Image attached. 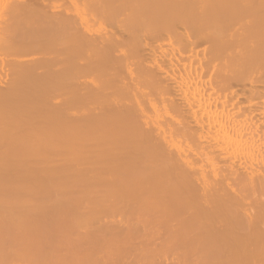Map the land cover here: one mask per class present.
I'll return each mask as SVG.
<instances>
[{
    "label": "bare ground",
    "instance_id": "bare-ground-1",
    "mask_svg": "<svg viewBox=\"0 0 264 264\" xmlns=\"http://www.w3.org/2000/svg\"><path fill=\"white\" fill-rule=\"evenodd\" d=\"M3 1L0 3V174L3 178L13 174L12 181L25 174L32 177L40 171H36L35 164L37 167L40 164L46 166L43 168L47 169L48 178L44 177L47 178L45 183L32 181L35 183L32 186L23 184L25 176L21 182L23 187L13 182L9 185L11 180L5 178L7 186L3 185L1 178L0 219L17 225V230L25 216L29 217L32 212L44 210L46 218H51L52 214L54 218L58 208L69 206L73 216L71 218L69 213L67 218L75 228L80 231L94 228L96 234L99 231L104 240L115 244L117 251L126 243L133 245L134 264H151L152 261L156 264L154 257L160 259V264H264V92H256L258 95L253 87L260 74L257 77L258 71L255 72L257 78L249 81L250 87L246 88L252 92L249 90L251 96L247 95L250 98L246 97L244 102L242 95V101L237 100L239 92L235 94L237 97L231 93L219 99L222 92L218 93L216 88L218 85L220 88V83L215 79L206 81V77L205 81L201 79L207 67L213 68L211 57L217 54H214L217 49L220 51L222 44L227 51L228 43L243 47L242 51L238 49L241 55L237 50L238 57L233 59L232 54V63H228L239 67L236 76L250 73V64L264 60L261 27L264 24L257 16V22L245 28L246 25L243 31L239 29L229 39V33H224L229 40L227 43L214 36L215 40L211 39L210 43L213 40L211 44L216 49L210 44H207L210 45L208 51L205 49L209 56L213 54L209 58L206 53L204 57L195 56L200 51H194L195 42H192L196 40L189 38L191 32H187V37L182 34L186 39L181 33L176 34L182 31L184 24L189 26L192 20L199 21L201 18L197 16L201 15L204 22L194 21L196 26L209 21L208 25H212L214 18L226 23L230 20L225 18L226 7L229 5L230 13L233 3L241 5V1L214 0L220 4L211 2L214 7L217 4L216 9L208 11L212 19L205 17L207 7L203 16L202 2L199 9L194 8L195 0H117L113 6L116 0H80L86 4L83 11L88 9L85 13L78 12L82 9L77 7L78 11L74 7L67 9L69 3L75 4L77 0L64 1L68 3L65 7L59 3L64 11L45 0H9L6 5L7 0L4 4ZM227 1H233L232 5ZM245 1L239 7L243 11L249 9L247 14L254 15L264 9V0ZM79 2L80 8L82 3L79 6ZM256 3H261L262 8L258 6L257 10ZM218 7L223 9L217 10ZM187 9L192 13L188 11L187 15ZM215 10L224 14L216 15ZM97 20H107L114 25L113 31H86L88 21ZM217 21L216 25L221 23ZM178 26L182 28L177 30ZM220 37L223 40L224 36ZM178 40L185 41L182 45L186 49L173 45L179 43ZM163 46L169 50L164 51ZM2 51L8 54L3 53V56ZM223 53L226 54L221 52V55ZM150 58L156 59L152 66L148 64ZM238 60L245 61L247 71L243 66L240 69ZM90 74L95 75V80L87 81L95 82L98 76L99 84L87 85L88 82L80 80ZM231 75L229 77L228 73V77L235 80L236 76ZM259 82L260 79L257 84ZM142 86L149 87L150 92ZM155 93L163 100L171 96L167 99L170 108L164 109L163 119L160 109H155L153 104ZM227 93L226 90L225 95ZM114 94L124 96V101L126 97L131 103L121 105L116 100L120 97H113ZM161 106L164 108V103ZM148 107L154 110L152 115ZM169 111L178 119L184 113L185 119L175 118L176 121L173 119L176 116L172 118ZM24 165H29L27 168L34 173H27ZM11 185L20 187L8 188ZM101 212L118 218L110 221L104 215L101 218L104 222L99 224L96 220L98 225L94 227L91 221ZM3 221L0 220V224ZM12 235L9 239L6 237L10 242L14 236V240L16 238ZM20 235L32 238L30 233L29 237L25 233ZM22 237L19 240L25 242L14 241L18 244L16 247L13 242L7 244L14 250L8 251L9 255L0 253V264L7 260L11 264L77 262L73 259L76 254L72 257L65 247L64 251L54 248L55 253L52 250L41 252L42 247L33 246L31 242L32 246L25 245L27 238ZM1 238L4 237L0 236L3 241ZM6 243L5 239V245H0L4 246L0 248L2 253L7 252ZM84 251L86 257L91 254Z\"/></svg>",
    "mask_w": 264,
    "mask_h": 264
},
{
    "label": "rangeland",
    "instance_id": "rangeland-1",
    "mask_svg": "<svg viewBox=\"0 0 264 264\" xmlns=\"http://www.w3.org/2000/svg\"><path fill=\"white\" fill-rule=\"evenodd\" d=\"M1 1L2 0H0V3H1ZM6 0H4L3 1V4H4V2H5ZM9 0H7L6 2H5V5L6 4H8L9 2H8ZM10 1H12V0H10ZM21 1H24V0H21ZM41 1V0H40ZM47 3H51L52 2V4L51 5H53V6H55V5H57V6H55V7H58V9H59V7H60V5H61V7L63 6V7H65V5L67 6V4L69 3L68 2V0H45ZM63 1V2H62ZM67 1L68 3H65V2ZM80 1V0H79ZM78 0H77V2H79ZM83 2H88V0H86V1H84V0H82ZM82 1H80L79 2V6H80V4L82 3V5H81V7L79 8L78 7V3L76 2L75 4H71V3H69L68 4V8L67 9H69L70 10V7H71V9L73 10V7H74V10L75 9H82V10H79L78 11V9H77V11L78 12H80V11H83L84 10V8H86V6L84 7V5H86L85 3H84V5H83V2ZM198 1H200L199 3H198ZM221 2H222V0H220ZM219 1V2H220ZM241 1V5L243 4L244 5V1L245 0H238V2H240ZM247 1V0H246ZM245 1V2H246ZM249 1V0H248ZM251 2H252V0H250ZM249 1V2H250ZM254 1H256V0H254ZM253 1V2H254ZM258 1V0H257ZM256 1V2H257ZM261 1V0H260ZM62 2V3H61ZM189 2H191V1H189ZM196 2V3H195ZM202 2V8H200V3ZM211 2H213L214 4L217 2V4H220L218 1H214V0H195L194 1V6H196V7H194L195 9H202V14H203V10H204V8L205 7H207L205 10H207L206 12L207 13H205V17H207L208 18V16H209V14H208V11L209 10H214V9H216L215 7H216V5H215V7L214 6H212L211 4ZM224 2V1H223ZM228 2V1H227ZM231 2V5H232V3H233V1H229L228 3H230ZM42 4L44 3V1H42L41 2ZM55 3V4H54ZM59 3H60V5H59ZM225 3V2H224ZM228 3H227V5H228ZM255 3V2H254ZM262 3V2H261ZM261 3H256V5H254L255 7H256V9L258 8V6H261ZM2 4V5H3ZM72 6H71V5ZM111 4V3H110ZM117 4V0L115 1V2H112V6L113 5H116ZM119 4V3H118ZM187 4V3H186ZM188 4H190V3H188ZM187 4V5H188ZM191 4H192V2H191ZM196 4H198V5H196ZM207 4V5H206ZM234 5H232L233 7H231V8H233L232 10H236V13H232V10L230 11V13H229V11H228V9L230 10V8H228L227 9V7L229 6H227L226 4V14H228L227 15V17L225 16V18L227 19H230V20H227V22L226 23H224V21H223V19H221V21L220 20H216L214 17V19H213V23H212V25H208L209 24V22L211 23V21H209L208 23L207 22H205L206 24L205 25H203L204 26V28H203V26H202V24H197V26L194 24V21L197 23H199V21L200 22H202L201 21V19H202V15L201 16H197V17H200L201 19L199 20V21H196V20H192V22H190V25L188 26V24H187V26H186V24H184V26H183V28L182 27H180V26H178V28H177V30H180L181 28H182V31L180 30V32H178L176 35H179L180 33V36H182V34H185L186 35V37H187V35L189 34V33H187V32H191L188 36H189V38L190 39H195L196 41H193L192 42V44L193 45H195V47H194V51L195 52H199L200 51V54H198V53H196V55L195 56H199V57H204V56H206V54L208 55V53H206L205 51L207 50L208 51V49H209V46L211 45L212 47L213 46H215V45H213V44H211V43H213V40H212V42L210 43V41H211V39H213L214 38V36H218L217 37V39L219 40V41H221V42H228L229 40V37H230V35L231 34H237V32L239 31V29H240V31H243L245 28H247L250 24H251V26H252V23H255V22H257L258 20L259 21H261L262 22V24H264V17H263V14L261 13L262 11L264 12V9L263 10H261V11H258L260 14H258V12H256L257 13V15H255L256 13L254 12V15H252L253 13L251 12L250 14H247V13H249L248 12V8H246V10L247 11H243V10H241L240 9V7L239 6H241V5H238L239 3H233ZM251 4V3H250ZM250 4H249V6H250ZM253 4V3H252ZM74 5V6H73ZM222 5V4H221ZM230 5V6H231ZM242 5V6H243ZM263 5V4H262ZM4 6V5H3ZM87 6H88V4H87ZM184 6H185V4H184ZM191 6V5H190ZM193 6V5H192ZM198 6V7H197ZM248 5H246V7H247ZM252 6V5H251ZM250 6V7H251ZM60 7V9L62 10V8ZM77 7V8H76ZM108 8L110 7V6H107ZM223 7V6H222ZM249 7V8H250ZM89 8V7H88ZM212 8V9H211ZM219 8L221 9V7H218V9L217 10H219ZM242 8V7H241ZM244 8V7H243ZM254 8V7H253ZM260 8H262V6L260 7ZM188 9H189V6H188ZM187 9V15H188V13L189 12H191L192 13V11H190V10H188ZM192 9V8H191ZM223 9V8H222ZM221 9V10H222ZM88 10V9H87ZM87 10H85L86 12H87ZM193 10V9H192ZM217 10H215L216 12H217ZM253 10V9H252ZM251 10V11H252ZM257 10H259V9H257ZM256 10V11H257ZM62 11H64V9L62 10ZM85 11H83L84 13H85ZM89 11H90V9H89ZM189 11V12H188ZM194 11H196V10H194ZM238 11V12H237ZM71 12V11H70ZM73 13L72 14H74V13H76L75 11H72ZM83 12H81V13H83ZM205 12V11H204ZM211 12V11H210ZM218 12H220V11H218ZM216 13V15L217 14H221V15H223L224 14V12H222V13ZM242 13V14H239V13ZM243 12H247L246 13V15H244L243 16V14H245V13H243ZM213 12H211V14H212ZM232 13V14H231ZM214 14V13H213ZM90 15V14H89ZM123 14L121 13V15L120 16H122ZM193 15V14H192ZM196 15V13L194 14V16ZM218 15V16H219ZM220 15V16H221ZM248 15V16H247ZM190 16H191V14H190ZM189 16V17H190ZM203 16H204V14H203ZM228 16H230V17H232V18H229ZM256 16H257V19H256ZM258 16H260V17H258ZM210 17V16H209ZM215 17H217V16H215ZM223 17V16H222ZM248 17H251V18H253V20L250 18H248ZM191 18V17H190ZM206 18V19H207ZM211 18V17H210ZM218 19H219V17H217ZM224 18V17H223ZM224 18V19H225ZM255 18V19H254ZM259 18H261V19H259ZM199 19V18H198ZM197 19V20H198ZM204 19V18H203ZM206 19H204V20H206ZM212 19V18H211ZM210 19V20H211ZM90 20V19H89ZM242 20H244V21H242ZM248 22V24H247V22ZM92 21V20H91ZM107 21V20H106ZM105 20H97L96 22H90V21H88V26H87V23H86V25L85 26H87V27H89L88 29H87V27H86V31H89L90 30V32L91 33H93L92 31H94V33H96V32H104L106 29L107 30H112L111 28H112V26H114V25H111L110 23H108V22H106ZM216 21L217 22H221L220 24L218 23V25H220V27H221V29H220V27L218 26V25H216L217 23H216ZM223 21V22H222ZM252 21V22H251ZM255 21V22H254ZM188 22V21H187ZM204 22V21H203ZM246 22V23H245ZM249 22H251V23H249ZM107 23V24H106ZM241 23H244V25L243 24H241ZM204 24V23H203ZM222 24V25H221ZM110 25V26H109ZM200 25V26H199ZM242 25H243V27H242ZM247 25V26H246ZM208 26V27H207ZM218 26V27H217ZM241 26V28H239ZM246 26V27H245ZM110 27V28H109ZM180 27V28H179ZM210 27V28H209ZM245 27V28H244ZM262 27V29L264 30V26L262 25L261 26ZM105 28V29H104ZM190 28H192L191 29V31H187V30H189ZM244 28V29H243ZM250 28H253V27H250ZM250 28H248V30L250 29ZM113 29H114V31H115V27H113ZM218 30H221V31H223V32H221V31H219L218 32ZM247 30V31H248ZM96 31V32H95ZM113 31V30H112ZM176 31V30H175ZM196 31V32H195ZM204 31V32H203ZM206 31V32H205ZM234 31H236V33L234 32ZM174 32V31H173ZM173 32H171V33H173ZM186 32V33H185ZM201 32H202V34L204 35H202L201 34ZM211 32V33H210ZM212 32H214V33H217V35L216 34H212ZM170 33V32H169ZM193 33L195 34V36L193 35ZM206 33H208L207 35H206ZM221 33H223V35H221ZM224 33H226V34H228L229 36L226 38L225 36L226 35H224ZM191 34H192V36H191ZM198 34H200V35H198ZM212 34V37L210 38L209 37V35H211ZM165 35V34H164ZM168 35V34H167ZM174 35V34H173ZM184 36V35H183ZM182 36V37H183ZM191 36V37H190ZM198 36H200V37H198ZM206 36H208V38L206 37ZM220 36H224L225 38H226V41H223V40H225V38L223 37L222 39L223 40H221L220 38ZM174 37H175V35H174ZM177 37V36H176ZM195 37V38H194ZM197 37H198V40H197ZM202 37V38H201ZM215 37V38H216ZM184 38V37H183ZM183 38H181V40L183 39ZM206 38V39H205ZM215 38H214V40H215ZM178 39H179V36H178ZM184 39H186V38H184ZM202 39V40H201ZM205 39V40H204ZM209 39V40H208ZM173 40H175V39H173ZM181 40H178V42L179 43H175V42H177V41H174V43L175 44H173L174 46H178L179 45V47L180 48H182V50H184L183 48H185V45H182V43L184 44V42H182ZM218 40H216L217 42H218ZM198 41V42H197ZM207 41H209V43H207ZM215 41V43H217ZM197 42V43H196ZM204 42V43H203ZM220 43V42H219ZM207 44H210L209 46L207 45ZM231 44L232 43H228V45H227V47H229L228 48V51H227V49L224 47L225 46V44H222L223 45V47L225 48V50H224V48L222 47V48H220V51H219V49H217L216 50V52H214V54H216V55H214L213 57H211L212 59H210V61L213 63V68L212 67H210L211 69H212V71H211V69L210 68H208L207 67V72H205V74H204V72L202 73L203 75H201V79L202 80H204V78H205V80L207 81H209V80H213V79H215V80H217L219 83H220V90L218 89V86H217V90L218 91H220V92H218L217 90H216V96H218L219 94L218 93H221L222 92V94L220 95V97H219V99H221V97H224V99H225V96H230L231 95V93H232V95H235L236 93L238 94V92L240 93V94H238L236 97H237V100L238 99H240V96H241V99H243V102H244V100L246 99V97H248V96H251V95H249V90H247V88H249L250 87V82H251V79L252 80H254L253 79V77L255 78L256 76L258 77V75H259V77H258V79H260V82L257 84V80H254V81H256L255 83L256 84H254V85H256V86H254L253 85V87H254V93H256V92H260V94H261V91H263L264 92V89H263V86H264V60L263 59H260L258 62L256 61V62H254V63H252L254 66H252V64H250L251 66L250 67H252V70H251V68H249V70L248 69H245L244 68V66L245 65H243L244 64V60H243V62L242 61H240V60H238V61H240V63L238 64V66H240V69H242V66H243V68L247 71H251L250 73H243V74H241V73H239V76H236V73H237V75H238V72H237V70H239V69H236V68H239V67H237V66H235L234 64V67H235V69H234V67H231L232 65H230V64H228V63H232V62H230V60L232 59V54H233V59L235 58V57H238V55H236L235 53H236V51L238 50V49H240L241 51H242V48H241V46L242 45H240V47H238V45H236L237 47H233L234 45L232 44V46H231ZM166 46V45H165ZM165 46H163L164 47V51H166V50H169L168 48H166ZM183 46V47H182ZM216 47V46H215ZM214 48V47H213ZM235 48V49H234ZM237 48V49H236ZM166 49V50H165ZM186 49V48H185ZM206 49V50H205ZM214 49H216V48H214ZM214 49H210V50H213V51H215ZM223 51H222V50ZM6 50V49H5ZM209 50V52H211ZM232 50V51H231ZM4 51V50H3ZM2 51V54L1 55H3V52ZM230 51V52H229ZM221 52H226V54L227 53H229V55H231V56H229L228 54L226 55L225 53H223V54H225V56L222 54L221 55ZM232 52V53H231ZM234 52V53H233ZM244 52V51H243ZM6 53V52H5ZM4 53V55L6 56L7 54H8V51H7V53L5 54ZM168 53V52H167ZM206 53V54H205ZM220 53V54H219ZM240 52H239V50L237 51V54H239ZM235 54V55H234ZM3 55V56H4ZM213 54H211L210 53V56H212ZM239 55H241V54H239ZM210 56L208 55V56H206V57H209L210 58ZM216 56V57H215ZM218 56H220V57H218ZM228 56V57H227ZM220 58V60L218 61V63L216 62L217 60H218V58ZM225 57V58H224ZM230 57V58H229ZM216 58V59H215ZM223 58V59H222ZM223 60V62H222V60ZM226 59V60H225ZM228 59V60H227ZM156 60V59H155ZM155 60L153 61V60H151V58L149 59V61H148V64L150 65V66H152L153 64L152 63H154L155 62ZM151 61H153V62H151ZM227 61V62H226ZM219 62H221V63H219ZM241 62H242V65H241ZM224 65H223V64ZM237 63V62H236ZM256 63V64H255ZM152 64V65H151ZM219 64V65H218ZM216 65H217V67H216ZM225 65H227V66H225ZM228 65H229V67H228ZM222 68V69H218V68ZM226 67V68H225ZM215 68H217V69H215ZM225 68V69H224ZM209 69V70H208ZM223 69H224V71H223ZM233 69V70H232ZM216 70H217V72H216ZM235 70H236V72H235ZM206 71V70H205ZM213 71H215L216 73H213V74H215L214 75V77H210V75H212L213 76V74H212V72ZM225 71H228V73H229V77H230V75L233 77V76H236V78H235V80H232L231 78H229L228 77V73L227 72H225ZM241 71V70H240ZM257 71H258V73H257ZM209 72H210V75H209ZM225 72V73H224ZM243 72V71H242ZM257 73V75L255 76V74ZM219 73V75H217ZM241 74V75H240ZM209 75V76H208ZM85 76H87V75H85ZM89 76H91L92 78H90ZM89 76H87V77H89V78H83V77H81L80 78V80H84V82L85 83H87L88 81H93V80H95V79H93V77L95 76H93V75H89ZM97 76V75H96ZM261 76V77H260ZM98 77V76H97ZM96 77V79L97 80H99L100 79V77H99V79ZM241 77V78H240ZM246 77V78H245ZM250 77V78H249ZM256 77V78H257ZM220 78H221V80L222 81H220ZM227 80H226V79ZM249 78V79H248ZM87 79H88V81H87ZM240 79V80H239ZM243 79V80H242ZM263 79V80H262ZM97 80L95 81V82H92L93 83V85H95V84H99V82H97ZM204 80V81H205ZM101 81V80H100ZM246 81V82H245ZM250 81V82H249ZM245 82V83H244ZM90 83V84H89ZM91 82H88L87 83V85L89 84V85H91L92 84ZM218 83V84H219ZM224 85H223V84ZM229 83V86L227 85ZM232 83V84H231ZM222 84V85H221ZM260 84V85H259ZM217 85V84H216ZM258 85V86H257ZM146 86V85H145ZM144 86V87H145ZM223 86V87H222ZM235 86V87H234ZM243 86H245V87H243ZM143 87V86H142ZM144 87H143V89H144ZM225 87H226V90H227V92L229 93H227L228 95H225V92H226V90H225ZM247 87V88H246ZM257 87H258V89H257ZM145 88H148V92H150V89H149V87H145ZM151 88V87H150ZM224 88V89H223ZM228 88H229V91H228ZM231 88V89H230ZM241 88V89H240ZM245 88V89H244ZM262 88V89H261ZM142 89V90H143ZM152 89H153V87H152ZM225 90V91H223V90ZM233 89V90H232ZM260 89V90H259ZM145 90V89H144ZM222 90V91H221ZM243 90V91H242ZM252 90V89H251ZM250 90V91H251ZM258 90V91H257ZM146 91V90H145ZM146 91V92H147ZM232 91H234L235 93H233ZM152 92V91H151ZM156 92V91H155ZM218 92V93H217ZM241 92H242V94H241ZM246 94H245V93ZM252 92V91H251ZM263 92H262V94H263ZM254 93H252L254 96L256 95V94H258L259 95V93H256V94H254ZM137 95H134L135 97L136 96H138V93H136ZM152 94H153V92H152ZM218 94V95H217ZM246 95L245 97H244V95ZM114 95H116V94H114ZM113 95V97H120V100L119 99H116L118 102H120V104L122 105V104H124L125 102L126 103H128L130 100H127L126 101V97H125V101L123 100V97L124 96H122V95H116V96H114ZM171 95H173V94H171ZM175 95V94H174ZM173 95V96H174ZM214 94H212V96H213ZM224 95V96H223ZM248 95V96H247ZM252 95V96H253ZM132 96V95H131ZM134 96H133V103H134ZM153 96H155V97H152V99H153V104H154V106H155V109H160L159 111H160V114H161V118L163 119V112L167 109L166 108V106H168V109L170 108L169 107V105H171V103H170V101L169 100H167L168 98H170L171 96H170V94H169V96L170 97H168V95H167V99L165 100H163V98L161 99L160 97H158L157 95H156V93H155V95H153ZM166 96V95H165ZM215 96V95H214ZM156 97H157V99H156ZM175 97V96H174ZM177 97V96H176ZM227 98V97H226ZM248 98H250V97H248ZM131 99H132V97H131ZM159 99V100H158ZM240 99V100H241ZM124 102H123V101ZM141 100V99H140ZM161 100H163L162 102H160ZM222 100V99H221ZM240 100H238V101H240ZM123 103H122V102ZM155 101H156V103H155ZM167 101V102H166ZM242 101V100H241ZM240 101V102H241ZM117 102V103H118ZM166 102V103H165ZM242 102V103H243ZM126 103L124 104V105H126ZM130 103H131V101H130ZM132 103V104H133ZM158 103V104H157ZM163 103H164V108H163V106H161V105H163ZM168 103V104H167ZM170 103V104H169ZM242 103H241V106H242ZM165 104H167V105H165ZM240 104V103H239ZM156 105H158V106H156ZM243 105H244V103H243ZM157 107V108H156ZM166 108V109H165ZM165 109V110H164ZM148 110H149V107H148ZM152 110H151V108H150V110L148 111L150 114L151 113H153V111L151 112ZM157 111V110H156ZM170 112V111H169ZM173 115H172V114ZM170 115H172V118H173V116H176L172 111L169 113ZM152 115V114H151ZM180 115H183L182 117H180ZM179 115V117H180V119L182 118V120L183 119H185V117H184V113H182V114H180ZM167 117H169V116H167ZM166 117V118H167ZM184 117V118H183ZM175 118H177L178 119V117L176 116V117H174L173 119H175ZM168 120L170 119V117L169 118H167ZM177 119H175L176 121H177ZM180 119H178L179 121H182V120H180ZM176 123V122H175ZM63 157H65V156H63ZM63 161V160H62ZM62 161H58V162H62ZM64 163V162H63ZM27 165V164H26ZM38 165V164H37ZM37 165L35 164V166H36V168H37V170L36 171H38V170H40V171H38L37 173H34V170L32 169V171L30 172V170L29 169H31L30 167H29V169L25 166V168H23V169H27V173H31V174H33L34 173V175L31 177V176H27V174H25V176H26V178H25V176L23 175V176H21V178L19 179L20 181H18V179L16 180V177L14 178V180L12 181L11 179V177L13 176V174H11L12 176L10 177H8L7 175H5L6 177H4L6 180H11V182L9 181L8 182V184L10 183H12V184H21L22 185V181H23V179L25 178V181H23V184L24 183H29V185L31 184L32 186H34L35 185V183L36 182H38V183H40V181L42 180V182H46V181H44V179L46 180L48 177H47V172H46V170L47 169H45V168H43V167H46L45 165L44 166H41L40 164H39V166L37 167ZM35 166H34V168H35ZM35 168V169H36ZM1 170V169H0ZM42 175H41V174ZM30 174V175H31ZM39 174V175H38ZM44 174V175H43ZM41 175V176H40ZM36 176H38V177H36ZM47 177V178H44V177ZM23 177V178H22ZM41 177V178H40ZM1 178H2V180L4 179L3 178V176L1 177V174H0V184L2 183L3 185H5L6 184V186H7V181H5V180H3L2 182H1ZM10 178V179H9ZM31 178V179H30ZM39 178H40V180H39ZM43 178V179H42ZM28 179H30V180H28ZM5 181V182H4ZM30 181V182H29ZM32 181H34L35 183L34 184H32L33 182ZM32 182V183H31ZM5 183V184H4ZM9 184V185H10ZM26 184H25V186L24 187H26ZM15 186V185H14ZM13 186V187H14ZM12 187V185H11V187H8V188H13ZM15 187H20V186H15ZM22 187H23V185H22ZM28 187V186H27ZM30 187V186H29ZM72 194H74V195H77L76 193H72ZM24 195H26V198L27 197H29L28 196V194L27 193H24ZM79 195V194H78ZM69 207V206H68ZM67 206L66 207H62V208H58L57 210H58V213H57V211H56V213L54 212L55 210H51L50 212H54L57 216H59L60 217V219H57V216L56 217H54L53 218V216H55L54 214H52V215H50V213L49 212H47V213H49L48 215H50L51 216V218L50 217H48L47 216V218H46V215L44 216V214H45V211L43 210V212H44V214H43V212L42 211H40V212H38L39 213V215H37L38 213H35V212H32V213H30L29 215V217H28V215H27V217L25 216V218L26 219H24L23 220V222L21 221V224H20V227L17 229V230H21V232H22V230H24L23 232L26 234V236L28 235V233H30L31 234V237L32 238H27V240H26V242H27V244L26 243H24L25 241H24V239L23 240H19V237L21 236H24V238H25V235H20V234H24V233H21L20 232V234L17 232V230L15 229V228H17L16 226L17 225H15V224H12V222H8L7 224H6V222L7 221H3L2 219H0L1 221H3V222H1L2 224H0V236H2V237H4V238H1L3 241H0V243L1 242H3L2 244H0V245H5V239H6V241H7V243H6V245L8 244H10L11 242H13V246L15 245V243H14V241H24V242H22V243H24L25 245H29L30 243L29 242H31V244H33V246H37L38 248H41L40 250H41V252H43L42 250H44V252L47 250H52V251H54V253H55V249L54 248H56V250H58V251H62L63 250V248L65 247V250L67 249V251L69 250V252L71 253V254H73L72 255V257L73 256H75V254H76V257H74L73 259H75L77 262H78V264H80L79 262H81L82 263V261H83V259H84V256H85V254L83 253V251H84V249L85 248H87V249H89L88 251L91 253L90 255L89 254H87V253H89V252H85L88 256L86 257L85 256V259H84V263H82V264H134L135 262H133L132 261V253H133V245H131V244H128V243H126V245L124 246V247H122L120 250L123 252V254H122V252H120V250L118 249V251H117V246L115 245V244H113V243H111L110 241H107V240H104L103 239V237H101L100 235H101V233L98 231V233L99 234H96L97 233V230L95 231V229L94 228H90L91 230H86V229H83V231H82V229H81V231L79 230V229H77V228H75L74 226H72L71 224H70V219H68L67 217H69V213H70V216H71V213H72V209L70 210V207L68 208ZM67 209H68V211H67ZM48 211V210H47ZM61 212V213H60ZM46 213V214H47ZM68 213V214H67ZM28 214V213H27ZM107 214V213H106ZM106 214H102V212L99 214V217H97L96 219H94V220H92L91 221V224H93L94 225V227L95 226H97L98 225V223L100 224L101 222H104L102 219V216L103 217H105L104 215H106ZM24 215H26V214H24ZM42 215V216H41ZM108 215H110V216H107L106 215V217H108V219H110V221H112V220H115V219H117L118 218V216L116 217V218H114L112 215H111V213L110 214H108ZM39 216V217H38ZM62 216V217H61ZM64 216V217H63ZM72 216H73V214H72ZM72 216H71V218H72ZM23 218H24V216H22ZM58 217V218H59ZM46 218V219H45ZM56 218V219H55ZM102 218V219H101ZM29 219V220H28ZM50 219V220H49ZM69 220V221H68ZM72 220V219H71ZM96 220H97V222L98 223H96ZM105 220V219H104ZM24 221H27V222H24ZM29 221H31V222H29ZM35 222V224H33V222ZM94 221V222H93ZM100 221V222H99ZM32 225L31 226V228L29 227L30 226V224ZM10 223V224H9ZM23 223H27V226H26V224H23ZM39 224V225H37V224ZM58 223V224H57ZM9 224V225H8ZM12 224V225H11ZM29 224V225H28ZM61 224V225H60ZM96 224V225H95ZM6 225V226H5ZM22 225H24V226H22ZM13 226H15L14 227V229L16 230H14L12 227ZM26 226V227H25ZM34 226V227H33ZM38 226V227H37ZM56 226V227H55ZM70 226V227H69ZM10 227V228H9ZM25 227V228H24ZM22 228H24V229H22ZM30 228V229H29ZM38 228V229H37ZM39 228H40V230H39ZM45 229V231H44V229ZM58 228V229H57ZM38 231H37V230ZM36 230V231H35ZM33 233H32V232ZM88 231V232H87ZM27 232V233H26ZM38 232V233H37ZM145 231L143 230L142 231V233H144ZM8 233H9V235L11 236L12 235V233L14 234V235H16V238H15V240H14V237L12 238L13 239V241L11 240V242L8 240L9 238L8 237H10L9 235H8ZM18 233V234H17ZM52 233V234H51ZM54 233V234H53ZM72 233V234H71ZM141 233V232H140ZM32 234H33V236H32ZM36 234V235H35ZM51 234V235H50ZM70 234V235H69ZM80 234V235H79ZM87 234V235H86ZM7 235H8V237H7ZM18 235H20L19 237H17ZM43 237H42V236ZM64 235V236H63ZM73 237H72V236ZM82 235V236H81ZM89 235H91V236H89ZM13 236V235H12ZM11 236V237H12ZM8 239H7V238ZM28 237H29V235H28ZM40 237H42V239L40 238ZM53 237H54V239H53ZM79 237V238H78ZM86 237L88 238V239H86ZM18 238V239H17ZM23 238V237H22ZM25 238V239H26ZM51 238H52V240H51ZM66 238V239H65ZM56 239V240H55ZM70 239V240H69ZM31 240V241H30ZM66 240V241H65ZM69 240V241H68ZM75 240V241H74ZM80 241H81V243H80ZM83 241V242H82ZM18 243H21V242H18ZM29 243V244H28ZM52 243H53V245H52ZM70 243V244H69ZM110 243V244H109ZM12 244V243H11ZM23 244V245H24ZM30 244V245H31ZM39 246H38V245ZM42 244V245H41ZM57 244V245H56ZM64 244H66V245H64ZM88 246H87V245ZM132 244H134V243H132ZM136 244V243H135ZM8 245H7V247L5 246V250H7V252H5L4 251V249H3V253L0 251V253L1 254H3L4 255V253L5 254H7V255H9V253L12 251V247L13 246H11V249H9L10 247H8ZM16 245H18V244H16ZM16 245L14 246V247H16ZM20 245V244H19ZM50 245H51V248H49L50 247ZM71 245V246H70ZM75 245V246H74ZM82 245H85L83 248L82 247H79V246H82ZM105 245V246H104ZM21 246H22V244H21ZM32 246V245H31ZM56 246V247H55ZM101 246H102V248H104L103 250H102V248H101ZM114 246V247H113ZM127 246V247H126ZM135 246V245H134ZM146 246V245H145ZM23 248H25V246H22ZM27 247V246H26ZM35 248V249H37L38 250V248ZM46 247V248H45ZM116 247V248H115ZM141 247H143V245L141 246ZM0 248H4V246L3 247H0ZM27 248H29V247H27ZM94 248V249H93ZM123 248H124V250H123ZM54 249V250H53ZM78 251H77V250ZM83 249V250H82ZM92 249H93V252H91L92 251ZM106 249V250H105ZM111 249V250H110ZM0 250H2V249H0ZM14 250V249H13ZM39 250V251H40ZM73 250H75V251H73ZM91 250V251H90ZM114 250V251H113ZM8 251H10V252H8ZM46 251V252H47ZM52 251H50V252H52ZM64 251V250H63ZM108 251V252H107ZM111 251V253L109 254V252ZM73 252V253H72ZM80 252L81 253H83V254H80ZM103 252V253H102ZM107 252V253H106ZM57 254H58V252H56ZM82 257H81V256ZM79 256V257H78ZM91 256V257H90ZM77 258V259H76ZM78 258H79V260H78ZM154 259H157V261L155 262V260H154V263H156V264H160L159 263V261H160V259L158 260V257H154ZM143 260V259H142ZM9 260H7V263H9V264H11L10 262H8ZM77 262H75L76 264H77ZM153 262V261H152ZM151 262V264H153ZM5 264H7L6 263V261L4 262ZM74 263V262H73ZM141 263H142V261H141ZM145 263H146V260H145ZM58 264V263H57Z\"/></svg>",
    "mask_w": 264,
    "mask_h": 264
}]
</instances>
